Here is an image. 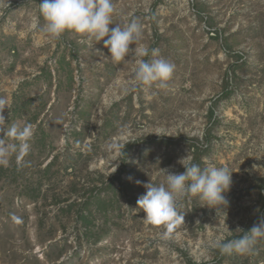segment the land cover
<instances>
[{
	"label": "rangeland",
	"instance_id": "rangeland-1",
	"mask_svg": "<svg viewBox=\"0 0 264 264\" xmlns=\"http://www.w3.org/2000/svg\"><path fill=\"white\" fill-rule=\"evenodd\" d=\"M39 2L0 3V109L33 129L23 160L0 166V264H264V237L249 254L207 247L264 220V0H113V23L142 26L144 59L159 49L175 66L148 88H132L134 54L114 63L103 41L44 32ZM110 141L130 143L109 153ZM188 152L233 172L227 213L185 197L164 240L136 202Z\"/></svg>",
	"mask_w": 264,
	"mask_h": 264
},
{
	"label": "clouds",
	"instance_id": "clouds-1",
	"mask_svg": "<svg viewBox=\"0 0 264 264\" xmlns=\"http://www.w3.org/2000/svg\"><path fill=\"white\" fill-rule=\"evenodd\" d=\"M3 2L4 0H0V3ZM116 12L113 0H40L39 2V17L44 21L42 30L51 37L58 38L65 32H74L82 37L86 36V42L89 44L93 39L97 43L103 41L104 47L110 54L108 57L114 63L124 61L130 54H134L136 60L133 66L132 88L141 86L148 88L157 82L161 87L166 86L175 66L160 57L159 49L151 50L150 61L144 59L149 56V48L139 43L142 26L136 20L123 25L113 23ZM37 22L38 18H33L32 26H36ZM113 24L115 27L110 28ZM131 45L135 47L132 48ZM3 112L4 110L0 109V133L4 134V138L0 139V166H7L13 155L19 163L28 154L33 129L30 124L21 126L18 123H6ZM156 134L161 135L159 132ZM129 143L110 141L106 144V150L109 153L119 151L122 147L125 150ZM177 162L184 167V172L175 173L162 169L167 177L166 184L157 185L151 181L143 184L146 192L136 202L137 208L145 214L144 222L163 229L161 238L164 240L171 238L176 226L184 222V214L177 210L178 201L183 198L198 197L206 202L205 205L215 208L217 216L226 212L229 204L225 193L230 191L233 172L226 167H217L211 160H206L205 166L201 168L199 164L193 163L190 152ZM253 167L257 166L253 165ZM136 183L141 182L136 181ZM262 237H264V220L244 230V234L239 238L228 240L224 236L210 238L207 247L218 249L224 255L249 254L253 251L256 241Z\"/></svg>",
	"mask_w": 264,
	"mask_h": 264
},
{
	"label": "trees",
	"instance_id": "trees-1",
	"mask_svg": "<svg viewBox=\"0 0 264 264\" xmlns=\"http://www.w3.org/2000/svg\"><path fill=\"white\" fill-rule=\"evenodd\" d=\"M207 150H209V148H207ZM200 159H201L200 155L197 156V157L195 158V162H194V163H196L197 161H199V163H200ZM124 170H125V168L123 167L122 170H120L119 173L116 175V177L114 178V180H117V181H119V182H122L121 173H123ZM122 184H123V183H122ZM112 186H113V184H111L110 187L105 188V190H113L114 188H113ZM127 186L132 187V186L130 185V183H129V185H127ZM123 187H124V188H123L122 190L126 189L125 184H123ZM109 188H110V189H109ZM92 197L94 198V197H95V194H93ZM100 199H101V198H99V196L96 198V201H97L96 203L98 204V208H99V211H100V212H103V213H107V214H108V210H111V209H112V210H115L116 206H115L114 204H111L112 202L110 203L109 200L103 202V201H101ZM63 210H64V209H63ZM82 218H85V216H82ZM256 223H257V222H256ZM256 223H255V224H256ZM90 232H91V231H88V230H87V233H85V238H86V239H88V238H90V236H92V234H91ZM97 232H99V234H100V233H107V230L104 231L103 229H101V230L96 231V233H97ZM94 235H95V234H94ZM102 237H103V235H102V236H98V238H95V241L98 242L100 239H102ZM104 237H105V236H104ZM50 248H51V249H58V248H59V244H58V243H52V245L50 246ZM66 250H67L66 247L63 248V249H61L60 253H58V256L56 257V261H60V259L66 254ZM76 251H77V252H75V253H76V260H77V259H79V258L81 257V252H80L79 250H76ZM76 262H77V261H76ZM76 262H70L69 264H76Z\"/></svg>",
	"mask_w": 264,
	"mask_h": 264
},
{
	"label": "crops",
	"instance_id": "crops-1",
	"mask_svg": "<svg viewBox=\"0 0 264 264\" xmlns=\"http://www.w3.org/2000/svg\"><path fill=\"white\" fill-rule=\"evenodd\" d=\"M19 38V37H18ZM9 91H11V89H9Z\"/></svg>",
	"mask_w": 264,
	"mask_h": 264
}]
</instances>
